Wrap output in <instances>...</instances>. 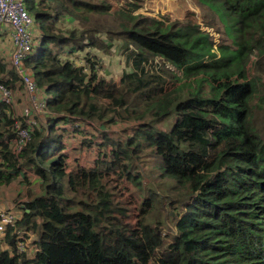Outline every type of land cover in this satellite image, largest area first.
Here are the masks:
<instances>
[{
    "label": "trees",
    "instance_id": "obj_1",
    "mask_svg": "<svg viewBox=\"0 0 264 264\" xmlns=\"http://www.w3.org/2000/svg\"><path fill=\"white\" fill-rule=\"evenodd\" d=\"M204 1L235 17L231 41L120 0H24L22 66L48 113L18 161L0 104V187L29 170L39 190L17 224L33 248L8 229L0 264H264V0ZM116 45L117 81L101 65ZM0 84L21 89L2 62ZM84 147L89 166L70 162Z\"/></svg>",
    "mask_w": 264,
    "mask_h": 264
},
{
    "label": "built area",
    "instance_id": "obj_2",
    "mask_svg": "<svg viewBox=\"0 0 264 264\" xmlns=\"http://www.w3.org/2000/svg\"><path fill=\"white\" fill-rule=\"evenodd\" d=\"M33 18L27 12L24 0H0V28H6L11 42L9 66L14 70L26 98L19 113L14 112L15 99L13 92L0 84V104L9 110L13 120V138L10 142L11 154L19 161L20 154L27 146L32 127L37 124L36 115L45 114V98L38 96L39 87L32 76L22 66V62L30 55L35 45V36L31 30ZM23 206L9 207L0 210V239L8 229L16 236L14 249L17 253L31 250L32 239L27 232L17 229L18 221L23 215Z\"/></svg>",
    "mask_w": 264,
    "mask_h": 264
},
{
    "label": "rangeland",
    "instance_id": "obj_3",
    "mask_svg": "<svg viewBox=\"0 0 264 264\" xmlns=\"http://www.w3.org/2000/svg\"><path fill=\"white\" fill-rule=\"evenodd\" d=\"M121 4L129 3L131 6H128L129 9L133 7L134 14L141 13L153 17L160 16H168L171 20H182L186 16H191L200 26V30L211 34L215 39V44L220 40V36H223L227 41H231L236 33V22L235 17L230 14L226 8L224 7L222 1H215L214 4L204 0H120ZM203 25H207L212 27L213 29H209L204 27ZM215 30H219V34H216ZM215 31V32H214ZM5 46V45H4ZM117 47L112 49L108 53L109 58H105L108 60H103L102 68H103V76L106 79H114L118 80L122 71L127 69L125 65V55L122 50ZM217 47V46H216ZM214 48V50L216 49ZM81 65L84 63L79 62ZM86 71V69H85ZM43 91L42 89H40ZM44 92V91H43ZM16 99L21 98L23 102H26V98L24 97L22 90H19V96H15ZM47 112V111H46ZM48 113V112H47ZM36 115V121L43 119V116L46 115ZM94 126L95 123H94ZM88 132H92L93 127L88 126L85 128ZM125 129L124 126L114 125L110 134H114L115 137H118L123 134L122 130ZM68 140V139H67ZM79 146H82L81 144ZM69 150H73L75 144L71 142L68 146ZM88 148L84 147V150L81 149L80 152L71 153L69 151L70 157L69 161L73 162L75 159H79L86 167L89 166L88 161H92L95 157L92 155ZM29 171V170H28ZM8 191L7 187L0 188V197L3 196L4 191ZM9 192V191H8ZM7 197V196H6ZM22 198L16 199V201L11 202L12 207H17L23 205ZM19 227L17 226V229ZM165 232V231H163Z\"/></svg>",
    "mask_w": 264,
    "mask_h": 264
},
{
    "label": "crops",
    "instance_id": "obj_4",
    "mask_svg": "<svg viewBox=\"0 0 264 264\" xmlns=\"http://www.w3.org/2000/svg\"><path fill=\"white\" fill-rule=\"evenodd\" d=\"M5 45V46H4ZM11 42L9 39V32L6 28H0V62L9 66V60L11 55ZM79 63V62H78ZM80 64V63H79ZM10 67V66H9ZM20 88L17 87L15 91H12L14 94L15 105L14 112L19 113L22 108L23 101L21 98L16 99V95L19 96ZM22 90V88H21ZM38 96L41 98H46V95L43 91L39 90ZM7 114L9 115V110L7 109ZM37 177L33 172L28 170H22L21 175L18 176L17 181L11 183L7 186H2L0 188L7 187L9 192L6 190L3 193V196L0 197V210L9 209L11 207V202L16 201L18 198H22L21 201L27 202L28 194L30 192L36 194L38 193L37 188ZM7 196V197H6ZM24 207V203L22 205ZM20 230L27 232L28 236L34 240L35 236L32 232L27 231L25 227H21Z\"/></svg>",
    "mask_w": 264,
    "mask_h": 264
}]
</instances>
